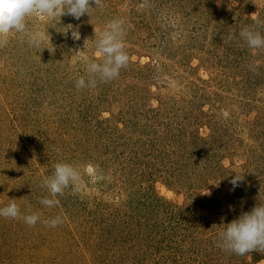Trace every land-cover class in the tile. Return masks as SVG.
Wrapping results in <instances>:
<instances>
[{
	"label": "rangeland",
	"instance_id": "rangeland-1",
	"mask_svg": "<svg viewBox=\"0 0 264 264\" xmlns=\"http://www.w3.org/2000/svg\"><path fill=\"white\" fill-rule=\"evenodd\" d=\"M92 6L80 20L30 17L40 48L20 33L0 36V208L15 202L22 215H40L31 227L0 217V264H264V252L217 246L227 224L264 204V49L239 35H264V0ZM115 19L124 21L128 65L78 90L75 81L89 79L85 57L103 59L96 41ZM68 25L79 26V41ZM203 113L222 123L220 137L189 143L187 155L189 134L213 131ZM184 155L190 165L179 168L174 156ZM58 163L81 178L49 208L43 180ZM236 174L244 179L233 190ZM202 195L218 202L202 205ZM57 216V227L45 223Z\"/></svg>",
	"mask_w": 264,
	"mask_h": 264
},
{
	"label": "clouds",
	"instance_id": "clouds-1",
	"mask_svg": "<svg viewBox=\"0 0 264 264\" xmlns=\"http://www.w3.org/2000/svg\"><path fill=\"white\" fill-rule=\"evenodd\" d=\"M92 3L97 7L101 6V0H0V36L9 32L20 33L28 37L30 46L43 47V34L28 28L27 21L30 17L40 13L50 19L69 15L80 20L85 14L89 15ZM68 26L72 39L79 41L81 38L79 26L77 25L75 29L72 25ZM124 34L123 20L115 19L106 25L101 38L96 41L97 55L103 59L97 61L85 57L89 79L79 77L75 81L78 90L95 87L97 77L100 81L107 82L119 76L120 70L129 63V56L124 50ZM239 35L250 49H264V35L259 31L244 27ZM80 178V172L73 165L56 164L54 173L43 180V187L47 189L49 196L42 198L40 203L49 208L57 206L59 200L56 197L63 195L69 186L78 187ZM243 179L244 177L238 174L234 176L230 181L233 190ZM0 217L22 218L30 227L35 226L40 220L38 213L22 215L15 202L0 208ZM45 223L55 228L62 223V219L57 216ZM217 246L240 256L254 251L264 252V204L257 205L250 212L227 224L225 231L220 234Z\"/></svg>",
	"mask_w": 264,
	"mask_h": 264
},
{
	"label": "trees",
	"instance_id": "trees-1",
	"mask_svg": "<svg viewBox=\"0 0 264 264\" xmlns=\"http://www.w3.org/2000/svg\"><path fill=\"white\" fill-rule=\"evenodd\" d=\"M240 10V7L239 8H236V7H234V6H231L230 7V12H232V13H237L238 11ZM241 20H243L242 22L245 24L246 23V21H248V20H251V19H249V17L247 16V17H243V18H241V19H239V20H237V21H241ZM224 47V46H223ZM244 54H246V52L245 53H243V56H244ZM203 118H204V120L206 119H209V120H211V122H212V124H213V131H211V134L208 136V137H202V136H200L198 133H194V134H189V136H190V138H192L189 142H185V148L182 146V149H185L184 150V152L187 154V155H192L193 153H192V151H190V149H186V148H189V143L190 144H192V148L194 147V144L195 143H201V142H198V141H203V142H205V141H211L212 140V138L214 139V140H217V137H220V133H218V130H219V128H217V127H222V123H220L219 122V119L216 117V116H214V115H212V114H208V113H203ZM217 129V134H219V136L215 133V130ZM181 134V133H180ZM167 140V142L168 141H170V137L168 138V135L167 134H165V136L163 135L162 137H161V142L163 143L164 141H166ZM182 144H184V142L182 143ZM205 143L203 144V147H202V150H205L204 152H206V151H211L210 149H209V147H205ZM211 147H212V145H211ZM220 150H222V149H220ZM223 151H225V149H223ZM226 152V151H225ZM187 155H184V157H183V161H179V159L177 158V156L175 157L174 156V158H175V163L176 164H179V168H180V164H183V165H185V167L186 168H188V166L190 165V163L188 164V160L186 159V157H187ZM216 155V154H215ZM179 162H181V163H179ZM188 165V166H187ZM208 170L210 171L211 170V173H213V174H215V170H213V169H211V167L210 166H208ZM221 171H222V169H221ZM202 173V172H201ZM200 176V175H199ZM203 176V175H202ZM199 184L201 183V176H200V179H199ZM198 184V185H199ZM202 185H204L205 183H201ZM200 187V186H199ZM241 192H245V190H241ZM216 199V198H215ZM200 200H201V202H202V205H205V206H208V205H213V207H214V202L215 203H217L218 202V200H214V199H210V198H207V197H205L204 195H202L201 197H200ZM210 201H212V202H210ZM212 207V206H211ZM221 207H223V205H220L219 207H218V209L217 210H221ZM173 215V214H172ZM180 216V215H179ZM173 218H174V216H173ZM106 226H107V224L105 223V236H106V238H108L109 237V234H111L110 233V231H109V229H108V231H107V228H106ZM109 228H113V230H115V226L114 225H110V227ZM185 230V229H184ZM201 230H203V229H201ZM174 231V230H173ZM194 237V236H193ZM174 239H177V238H175L174 237V235H171L170 236V240H174ZM194 240H195V238H194ZM203 250V249H202ZM188 261L190 262L191 261V259H188ZM186 264V263H185ZM195 264V263H194ZM201 264H211V261L209 260V259H204L203 260V262L201 263ZM220 264H223L222 262L220 263Z\"/></svg>",
	"mask_w": 264,
	"mask_h": 264
}]
</instances>
